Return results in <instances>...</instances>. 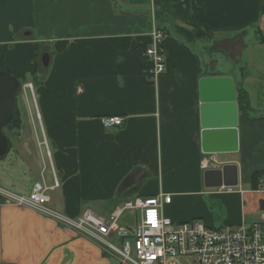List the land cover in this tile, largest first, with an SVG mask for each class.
Returning <instances> with one entry per match:
<instances>
[{
	"label": "crops",
	"instance_id": "0c3cea01",
	"mask_svg": "<svg viewBox=\"0 0 264 264\" xmlns=\"http://www.w3.org/2000/svg\"><path fill=\"white\" fill-rule=\"evenodd\" d=\"M260 5L261 0H0L6 71L34 87V102L22 86L16 95L25 99L28 117L26 126L12 132L32 140L41 131L45 137L59 180L51 206L70 217L86 207L107 215L123 201L163 193L171 195L163 213L174 222L219 227L254 221L264 208V178L254 188L249 177L264 169V104L255 107L246 86L250 67L264 55ZM152 20L164 32L165 71L148 84L140 78L135 52L150 44ZM248 27L253 34H246ZM44 52L47 65L40 60ZM228 53L232 66L224 59ZM204 76H230L247 91L252 111L259 110L249 118L238 109L237 151L201 150L197 88ZM108 116H119L122 125L105 128L101 118ZM18 148L12 160L6 158L9 150L0 157V188L26 194L38 177L22 176L21 164L29 172L38 155L34 144ZM206 157L216 160L212 168L237 165L236 187H204ZM139 216L137 210L136 221ZM100 247L31 209L0 204V264H120Z\"/></svg>",
	"mask_w": 264,
	"mask_h": 264
},
{
	"label": "built area",
	"instance_id": "2783aa9c",
	"mask_svg": "<svg viewBox=\"0 0 264 264\" xmlns=\"http://www.w3.org/2000/svg\"><path fill=\"white\" fill-rule=\"evenodd\" d=\"M164 32L152 20L150 23V44L145 47L149 61V74L146 78L153 84L165 71L164 49L161 45ZM22 88L30 92L34 102V87L26 82ZM35 106V103H34ZM35 119L39 121V111L35 106ZM105 128L121 126L119 116L101 118ZM37 139L38 146L45 147L40 153L48 161V176L44 169L40 178L32 183L26 194L13 193L0 188V203L25 207L50 218L55 223L73 230L79 236L97 242L120 264H264V208L250 224L237 226H207L198 220L174 222L163 213V206L171 200V195L158 193L146 198H135L117 204L107 215H102L90 207L83 209L77 217H70L54 209L51 191L59 185L53 169L51 152L47 141ZM205 169L214 167L216 160L203 158ZM45 170L47 171L46 167ZM230 189V188H229ZM139 218L131 226L125 225L122 217ZM117 237L120 245L109 238Z\"/></svg>",
	"mask_w": 264,
	"mask_h": 264
},
{
	"label": "water",
	"instance_id": "95a60500",
	"mask_svg": "<svg viewBox=\"0 0 264 264\" xmlns=\"http://www.w3.org/2000/svg\"><path fill=\"white\" fill-rule=\"evenodd\" d=\"M47 65L49 55H40ZM8 71H0V157L9 150V139L4 128L13 116V108L20 83ZM233 80L230 76H204L198 79V111L201 150L203 153H232L238 149V105ZM221 166V165H220ZM203 185L207 188L236 187L237 165L222 164L219 168L205 169Z\"/></svg>",
	"mask_w": 264,
	"mask_h": 264
},
{
	"label": "rangeland",
	"instance_id": "374dc122",
	"mask_svg": "<svg viewBox=\"0 0 264 264\" xmlns=\"http://www.w3.org/2000/svg\"><path fill=\"white\" fill-rule=\"evenodd\" d=\"M246 30H247L246 31V34H249V33L250 34H253L251 27H248ZM246 39H250V38H246ZM263 56L264 55L262 53L261 57H258V59L256 60V63L252 67H250V73L249 74H250V78L251 79L248 81L247 86H246L247 89H248V91H249V93H250V96H251V99L250 100L252 101V104L255 107H256V103H260L261 102L262 104H264V87H263L264 86V57ZM230 57H231V54L230 53H228V56L227 57L224 56V59H226V61H225L226 62V65H228V66H232L233 65V63L229 59ZM244 60H245V55H244L243 60L241 61V62H243L241 64L242 66H244V64H245ZM20 89H21V86H19V90L17 91V95H18ZM28 95H30V94H28ZM22 97L21 98L20 97H17L18 98L17 101L19 103V105H18L19 108L18 109H20V114H21V119H22L21 125L23 124V125L26 126V123L24 122L25 121L24 118H27L28 117V114H27L28 113V109L26 110V107L27 106L25 104V99L22 98ZM34 108H35V106H34ZM34 108H33V110L35 112V109ZM256 110H254V111H252L250 113L251 114H253V113L255 114L256 113ZM257 111H259V110H257ZM35 125H37V124L35 123ZM4 133H5L4 135L7 136V138L9 139L10 145H11V149L9 150V152H8V154L6 156L7 159L8 158L11 159V160L13 159L12 156L15 153L17 154L16 151H19L20 150V148H18V147L20 146L21 143H24L26 145L27 144L28 145L29 144H32V145L34 144L35 150L37 151L36 154L38 155V159H37L38 162H36V164L34 163V165L32 167L33 169H30V171L28 172L29 168H27L26 165H22L21 164L22 170L24 172V173H21L22 176H24L26 178L30 177V178H32L30 180H33V176H32V173H31V172H33L34 174L37 175L38 178H40V172H41L42 169H44V172H42V173H44L45 176L48 175L47 172H48V169L50 168V164L48 163V161H45L44 160L45 157H43V159H42V157L40 155V153L43 152V150H44L45 147H43V146L41 147V145L38 146V144H37V139L43 140L42 134H40L41 131L38 134L39 136L38 137L33 136L32 140L29 137H27V139L25 137L19 138V136H16L15 135L16 133L12 132V129L10 130L9 127H5ZM11 160H9V161L12 162ZM35 166H36V168L38 167V169L36 171H35ZM45 167H46L47 171L45 170ZM9 170H11L10 167H9ZM4 205H6V204H4ZM135 219H136V216L135 217H132L130 219H126V220L130 221L131 223H133ZM122 220H123L122 222H126L124 220V217H122ZM109 240L112 243H114L115 245H117V246L120 245V242H119V240H118L117 237H110Z\"/></svg>",
	"mask_w": 264,
	"mask_h": 264
},
{
	"label": "trees",
	"instance_id": "16d2710c",
	"mask_svg": "<svg viewBox=\"0 0 264 264\" xmlns=\"http://www.w3.org/2000/svg\"><path fill=\"white\" fill-rule=\"evenodd\" d=\"M261 12H264V0H261V5L260 8ZM261 41V39H259ZM145 47L146 46H138L136 49L137 56L139 59V65H140V78L148 84H153L152 81L148 78H146L149 74V68H150V63L146 57L145 54ZM4 53L2 49L0 48V71H6L5 65H4ZM40 64V62H39ZM38 65V64H37ZM243 75V73H242ZM21 86V84H20ZM235 92H236V101L238 105V109L240 113L245 116L249 117V112L252 111V108L250 107L249 100H248V94L245 88L240 84H236L235 86ZM18 104H17V98L15 99V104H14V110H13V116L10 122H8V125L6 127H9L10 130L18 129L21 127V114H20V109H18ZM5 129V128H4ZM10 145V141H9ZM250 177V185L254 188H256L261 181V179L264 178V169L260 170H255L252 172Z\"/></svg>",
	"mask_w": 264,
	"mask_h": 264
}]
</instances>
